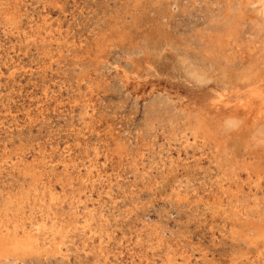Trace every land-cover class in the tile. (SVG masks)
<instances>
[{
    "label": "rangeland",
    "instance_id": "374dc122",
    "mask_svg": "<svg viewBox=\"0 0 264 264\" xmlns=\"http://www.w3.org/2000/svg\"><path fill=\"white\" fill-rule=\"evenodd\" d=\"M151 1L0 0V223L26 197L37 240L0 264H264V118L231 129L224 109L250 67L205 61L225 0ZM255 4L245 42L264 30ZM161 53L211 66L212 82L129 74Z\"/></svg>",
    "mask_w": 264,
    "mask_h": 264
},
{
    "label": "bare ground",
    "instance_id": "6f19581e",
    "mask_svg": "<svg viewBox=\"0 0 264 264\" xmlns=\"http://www.w3.org/2000/svg\"><path fill=\"white\" fill-rule=\"evenodd\" d=\"M151 1V0H150ZM162 1V0H161ZM160 1V3H161ZM168 0H166L167 2ZM183 1V0H182ZM209 1V0H208ZM220 1V0H219ZM250 1H252L254 4L255 3H260L258 4L262 9H261V12L264 10V0H225V6H224V9L225 12L224 14L222 15L223 17V20L224 22H222L220 25H222V30H221L219 33L220 35H218L217 37L214 38V40H212V38L210 39L207 35L206 37H208L212 43V51L211 53H209V56L208 58L205 59V61H208V65L210 64L213 68H220L222 65V63H224L227 67V70L228 68H230V65H232L231 67L233 68H236L237 66H239L237 63H236V60H238L240 57V59L246 64L245 67L249 66L250 69H249V72L245 73L244 71L248 68H244L240 67V69H245L243 71H240V72H243L244 75H239L241 76L242 80L245 81V85L243 88V94L239 95L238 96H242L243 95V99L240 101L239 104H234V106L232 107L231 105H228L229 107L227 108H224L226 109V115L228 118L226 120V122L228 123V126L230 127L231 125L234 126V128H237L236 126H239L240 124H244L245 128H249V126H252L250 124H252L253 122L255 121H259L261 119L264 118V30H261L260 29V32H261V35L259 36L258 39H254V38H251L249 39V37H247L249 40H247L246 42L243 40V37L242 36L243 34L242 31H243V22L246 21V15H245V9L246 7L249 5ZM129 2V1H128ZM185 2V1H183ZM188 2V1H187ZM198 2V1H197ZM152 3V1H151ZM158 3V2H156ZM155 3V4H156ZM189 3V2H188ZM192 3V2H190ZM220 3V2H219ZM148 4H150L148 2ZM147 4V5H148ZM166 4V3H165ZM182 4V3H181ZM180 4V5H181ZM184 4V3H183ZM197 4V3H196ZM160 5V4H159ZM164 5V3H163ZM207 5V4H206ZM220 5V4H219ZM256 5V4H255ZM8 6V5H7ZM130 6V5H129ZM150 6V5H149ZM148 6V7H149ZM153 6V5H152ZM151 6V7H152ZM156 6V5H155ZM173 6V5H172ZM179 6V5H178ZM209 6V5H208ZM257 6V5H256ZM135 7V6H134ZM160 7V6H158ZM180 7V6H179ZM178 7V8H179ZM6 8V7H5ZM11 8V7H10ZM146 8V6H145ZM154 8V7H153ZM165 7H163L164 9ZM213 8V7H211ZM141 9V8H140ZM156 9V8H155ZM161 8V10H163ZM1 10V9H0ZM132 10V9H131ZM143 10H145L143 8ZM159 10V11H161ZM187 10V9H186ZM215 10V9H214ZM146 11V10H145ZM154 11V9H153ZM156 11V10H155ZM167 11V9H166ZM183 11H185L183 9ZM211 11V10H210ZM138 12V11H137ZM148 12V11H147ZM157 12V11H156ZM169 11H167L168 13ZM186 12V11H185ZM260 12V11H258ZM11 13V12H10ZM119 13V12H118ZM126 13V12H125ZM133 13V12H132ZM145 13V12H144ZM143 13V14H144ZM153 13V12H152ZM151 13V15H152ZM162 13V12H161ZM164 13V12H163ZM219 13V12H218ZM14 14V13H13ZM11 14V15H13ZM128 14V13H127ZM150 14V13H149ZM154 14V13H153ZM160 14V13H159ZM260 14V13H259ZM262 14H264V12H262ZM163 15V14H161ZM168 14H165V16H167ZM170 15V14H169ZM117 16V15H116ZM130 16V15H129ZM133 16V14H132ZM138 16V15H137ZM137 16H134L135 18H137ZM145 16V15H144ZM143 16V17H144ZM156 16H158L156 14ZM216 16V15H215ZM264 16V15H263ZM111 17V16H110ZM124 17V16H123ZM151 18V16H149ZM148 17V18H149ZM162 17V16H161ZM172 17V16H171ZM170 17V18H171ZM219 17V16H218ZM221 17V18H222ZM12 20L14 17H11ZM112 18V17H111ZM133 18V17H132ZM141 18V17H140ZM145 18V19H144ZM143 18V21H145L147 18V16H145ZM149 18V20H150ZM165 18V17H164ZM168 17H166L167 19ZM8 19V18H7ZM9 19H10V15H9ZM114 19V18H113ZM152 19V18H151ZM154 19V18H153ZM252 19V18H251ZM124 20V19H123ZM135 20V19H134ZM138 20V19H137ZM162 20V19H161ZM253 20V19H252ZM107 21V20H106ZM132 21V20H131ZM142 21V22H143ZM155 21V20H154ZM218 21V20H217ZM248 21V20H247ZM115 22V21H114ZM120 22V21H119ZM125 22V21H124ZM123 22V23H124ZM128 22V21H127ZM139 22V21H138ZM141 22V20H140ZM141 22V23H142ZM215 22V21H214ZM108 23V22H107ZM109 23H111L109 21ZM122 23V22H121ZM126 23V22H125ZM134 23L136 24V22L134 21ZM248 23V22H247ZM127 24V23H126ZM145 25V23H144ZM212 25V24H211ZM263 25V23H262ZM208 26V25H207ZM254 26V25H253ZM136 27H138L136 25ZM146 27V26H145ZM213 27V26H212ZM221 26H219L220 28ZM29 28V27H28ZM117 28V27H116ZM130 28V27H129ZM142 28V27H141ZM211 27H209L210 29ZM218 28V26H217ZM250 28V27H249ZM253 28V27H252ZM111 29V27H110ZM144 29V28H143ZM142 29V31H143ZM212 29V28H211ZM263 29V28H262ZM114 30V29H113ZM128 30V29H127ZM130 30V29H129ZM140 29H138L139 31ZM208 30V29H207ZM218 30V31H219ZM251 29H249L250 31ZM32 31V30H31ZM107 31V30H106ZM111 31V30H109ZM108 31V32H109ZM141 31V32H142ZM152 31V30H151ZM209 31V30H208ZM217 31V32H218ZM245 31H248V29H246ZM248 31V32H249ZM121 32V31H120ZM129 33V32H128ZM131 33V32H130ZM133 33V32H132ZM218 33V34H219ZM245 33V32H243ZM104 34V33H103ZM205 34V33H204ZM213 34V33H212ZM211 34V35H212ZM250 34V33H249ZM36 35V34H35ZM209 36H211L209 33H208ZM251 35H253L251 33ZM107 36V35H106ZM113 36V35H112ZM108 37V36H107ZM127 37V36H126ZM110 38V37H109ZM115 39V38H114ZM206 39V38H204ZM107 40V39H105ZM104 40V41H105ZM152 40V39H151ZM202 41V40H201ZM160 42V41H159ZM206 42V41H205ZM121 43V42H120ZM203 43V42H202ZM209 43V42H208ZM205 44V43H204ZM208 45V44H207ZM152 47V46H151ZM167 47V46H166ZM210 47V46H209ZM168 48H169V45H168ZM171 48V47H170ZM207 48V46H206ZM205 49V48H204ZM164 50V49H163ZM172 51V48L170 49ZM168 51V50H166ZM165 50L163 52H166ZM177 52L176 51V55H177ZM209 52V51H208ZM168 53V52H167ZM166 53V54H167ZM173 53V52H172ZM202 53H205V52H202ZM171 54V52L169 53ZM179 54V53H178ZM160 55V54H159ZM162 55V53H161ZM164 55V54H163ZM162 55V59H158V60H155L154 58H145L142 59L139 64L135 67L132 68L131 70V73L129 74H133L134 76H136L137 79L140 80H147L148 78H157V77H167V78H170L172 80H179L183 83H186V84H191V85H194L196 87L198 86H202V85H206L208 84L211 79H212V76L210 77L208 72H210L208 70L209 67L211 66H208L207 70H204V71H199V69L196 70V67L195 69H193L192 67H190L191 65L195 64V63H191L192 61H190V63L187 64V60H183V59H169L168 56H165L163 57ZM181 55V54H180ZM203 54H201L202 56ZM153 56V55H151ZM205 56V55H204ZM149 57V56H148ZM154 57V56H153ZM159 57V56H158ZM161 57V56H160ZM239 57V58H238ZM141 58V57H140ZM181 58V57H179ZM201 58V57H200ZM157 59V58H156ZM185 59V58H184ZM204 59V58H203ZM202 59V61H203ZM197 60V59H196ZM199 61V60H198ZM189 62V61H188ZM194 62V61H193ZM196 62V61H195ZM200 63V62H199ZM230 64V65H229ZM242 64V63H240ZM243 64V66L245 65ZM8 65V64H7ZM198 65V64H197ZM202 65H206V63H202ZM198 68V67H197ZM200 69L202 67H199ZM206 68V67H205ZM204 68V69H205ZM210 69V68H209ZM220 70V69H219ZM224 70V69H223ZM236 70V69H235ZM239 70V69H238ZM215 71V70H214ZM213 72V71H212ZM211 72V74H212ZM216 72V71H215ZM220 72V71H219ZM222 72V71H221ZM226 72V71H225ZM233 72V70H232ZM223 73V72H222ZM228 73V71H227ZM236 75H237V72H235ZM208 74V75H207ZM226 74V73H225ZM231 74V72H230ZM229 74V75H230ZM239 74V72H238ZM228 75V76H229ZM232 75V74H231ZM233 75L234 72H233ZM222 76V75H221ZM226 76V75H225ZM236 77V76H235ZM221 78V77H220ZM231 78V77H230ZM238 78V77H237ZM245 78V79H244ZM127 79V78H126ZM215 79V78H214ZM131 80V79H130ZM220 80V79H219ZM233 80H236L233 78ZM232 80V82H233ZM240 78H238V80L236 81H239ZM128 81V80H127ZM218 81V80H217ZM243 81L238 84V87L241 88L243 85ZM212 82V81H211ZM216 82V80H215ZM220 82V81H218ZM127 83V82H126ZM131 83V81H130ZM227 83V82H226ZM224 84V83H223ZM91 85V84H90ZM129 85V84H128ZM209 85V84H208ZM240 85V86H239ZM92 86V85H91ZM223 86V85H222ZM221 86V87H222ZM238 88V89H239ZM237 89V87L235 88ZM90 90V89H89ZM222 90V89H221ZM226 91V90H225ZM238 91V90H237ZM92 93V92H91ZM222 93V92H221ZM219 91H216L215 92V95H214V98L215 100L214 101H211V104L210 106H213V108L215 109H220L221 107H225V102L223 100V96L224 94L222 95ZM229 93V92H228ZM233 93V91H232ZM238 93V92H237ZM214 94V92H213ZM230 94V93H229ZM231 95V94H230ZM229 95V96H230ZM235 95V94H234ZM181 97V96H180ZM225 97V96H224ZM227 97V95H226ZM179 98V97H178ZM229 98V97H228ZM228 98L226 100H228ZM180 99V98H179ZM179 99L177 101H179ZM213 99V98H212ZM236 99V97H235ZM229 101V100H228ZM189 102V101H188ZM233 102V101H232ZM236 102V101H235ZM183 103V102H182ZM231 103V102H230ZM186 104V103H185ZM222 105V106H221ZM193 106V105H192ZM190 107V106H189ZM208 107V106H207ZM197 108V107H196ZM211 108V107H210ZM190 109V108H189ZM198 109V108H197ZM209 109V108H208ZM193 110V109H192ZM213 110V109H212ZM221 110V109H220ZM203 111V110H202ZM194 112V111H193ZM200 112V111H199ZM221 112V111H220ZM223 112V111H222ZM214 113V112H213ZM212 114V113H211ZM222 116V115H221ZM202 120V119H201ZM35 122V121H34ZM200 122V120H199ZM204 122V121H203ZM225 122V123H226ZM260 122V121H259ZM210 123V122H209ZM222 122H220L221 124ZM229 123L231 125H229ZM261 123V122H260ZM202 124V123H201ZM201 126V125H200ZM208 126V124L206 125ZM227 126V124H226ZM242 126V127H244ZM254 126V125H253ZM259 126V125H258ZM202 127V126H201ZM204 127V126H203ZM200 128V127H199ZM232 129V127H230ZM241 128V126H240ZM244 128V129H245ZM257 128V127H256ZM238 130L240 131V129L238 128ZM237 131V130H236ZM238 131V132H239ZM244 131V130H243ZM262 131V130H261ZM260 131V132H261ZM193 132V130H192ZM195 132V131H194ZM250 130L248 131V134H249ZM213 134V133H212ZM244 134V133H242ZM242 134H239V135H242ZM260 134V133H259ZM252 138V135L251 133L249 134ZM256 135V134H255ZM248 136V135H247ZM246 136V137H247ZM249 136V137H250ZM259 136V135H258ZM264 136V135H263ZM248 138V137H247ZM246 138V139H247ZM245 139V138H244ZM254 140V139H253ZM259 140V139H258ZM264 140V139H262ZM257 141V140H256ZM260 141V140H259ZM241 142V141H240ZM243 142V140H242ZM241 142V143H242ZM255 142V141H254ZM244 143V142H243ZM242 143V145H244ZM248 144V142H247ZM246 145V144H245ZM255 144H253L252 146H254ZM249 146V145H248ZM255 148V147H254ZM116 151V150H115ZM113 153V152H112ZM247 153V152H246ZM245 153V155H246ZM248 153H249V150H248ZM228 154V153H227ZM235 154V152H234ZM233 154V155H234ZM114 156V154H111ZM231 155V154H230ZM228 155V156H230ZM249 155V154H248ZM255 155V154H254ZM121 156V155H120ZM242 156V155H240ZM251 156V155H250ZM258 156V155H257ZM232 157V156H231ZM243 157V156H242ZM253 157V156H251ZM238 158V157H237ZM244 158V157H243ZM249 158V157H248ZM262 158V157H261ZM35 159V158H34ZM246 159V158H245ZM253 159V158H252ZM259 159V158H258ZM51 160V159H50ZM234 160V159H233ZM232 160V161H233ZM250 160V159H249ZM52 161V160H51ZM231 161V159H230ZM255 161V160H252V162ZM245 162V161H244ZM256 162V161H255ZM254 162V163H255ZM264 163V161H262ZM24 163V162H23ZM240 163V162H239ZM51 164V163H50ZM229 164V163H228ZM234 164V163H232ZM241 164V163H240ZM252 164V163H251ZM39 165V164H38ZM250 165V164H249ZM234 166V165H233ZM248 166V165H247ZM35 167V166H34ZM252 167V166H251ZM24 168H27V167H24ZM30 168V167H29ZM66 167H64L65 169ZM91 168V167H90ZM230 168V166H229ZM240 168V167H239ZM248 168V167H247ZM256 168V167H254ZM253 168V169H254ZM260 168V167H259ZM262 168V166H261ZM53 169V168H52ZM231 169V168H230ZM234 169V168H233ZM250 169V168H248ZM247 169V170H248ZM263 169V168H262ZM46 170V169H45ZM264 170V169H263ZM23 171V170H22ZM56 171V170H55ZM223 171V170H222ZM228 171V170H227ZM260 171V170H259ZM230 172V171H229ZM253 172V171H252ZM255 172V170H254ZM52 173V171H51ZM68 173V171H67ZM234 173V171H233ZM232 173V175L234 176V174ZM251 173V172H250ZM39 174V173H38ZM47 174V172H46ZM44 175V174H43ZM248 175V174H247ZM250 175V174H249ZM248 175V176H249ZM254 175V173H253ZM258 175V174H257ZM29 176V175H28ZM260 176V175H259ZM27 177V176H25ZM55 177V176H54ZM250 177V176H249ZM32 179V178H31ZM55 179V178H54ZM57 179V178H56ZM258 179V178H257ZM262 179V178H261ZM264 179V178H263ZM34 180V178H33ZM37 180V179H36ZM35 180V181H36ZM34 183V182H33ZM37 183V182H36ZM69 182H67L68 184ZM260 183V182H259ZM258 184V183H257ZM34 185V184H33ZM261 185V184H260ZM45 186V185H44ZM66 186V185H65ZM71 186V185H70ZM24 187V186H23ZM35 187V186H34ZM31 188V186H30ZM51 188V187H50ZM23 189V188H22ZM24 190V189H23ZM54 192V191H53ZM52 194V193H51ZM11 196V195H10ZM53 196V195H52ZM56 196V195H55ZM67 196V195H66ZM36 197V196H35ZM9 198V196H8ZM11 198V197H10ZM29 198V197H28ZM24 199H27L26 197L25 198H16L15 200L16 201V209L14 210V213H16L14 215L13 218H11L12 220H8L6 221L7 223H0V257H8V256H13V257H17V256H20L23 254V252H28L29 250H31L33 248V246L35 244H37V240L35 239V237L29 232L27 231L26 229H24V222H25V218L26 217H23V208L21 209L19 207V205H21L22 203H24ZM45 199V198H44ZM52 199V197H51ZM59 199V197H58ZM38 199H35V201H37ZM65 201V199H63ZM28 201V200H27ZM59 201V200H58ZM57 201V202H58ZM30 202V201H29ZM41 202V201H40ZM82 202V201H81ZM15 203V202H14ZM80 203V202H79ZM42 204V203H41ZM58 204V203H57ZM75 204V202H74ZM47 205V204H46ZM50 207V206H49ZM54 207V206H53ZM73 207V206H72ZM78 207V206H77ZM50 209V208H49ZM78 209V208H77ZM6 210V209H5ZM3 212V211H2ZM91 212V211H90ZM1 214V213H0ZM6 214V213H4ZM9 215V214H8ZM1 216V215H0ZM21 216V217H20ZM93 217V216H92ZM10 218V217H9ZM237 218V217H236ZM44 219V218H43ZM49 219H51V217H49ZM46 220V219H45ZM43 221V220H42ZM88 221V220H87ZM91 221V220H90ZM260 221V220H259ZM78 224V223H77ZM40 225V224H39ZM26 226V225H25ZM263 227V226H262ZM88 228V227H87ZM84 227V229H87ZM90 228V227H89ZM37 232L39 233L40 231V228L37 226ZM52 230V229H51ZM263 230V229H262ZM68 231V230H67ZM78 231V230H77ZM257 231V230H256ZM70 232V231H69ZM43 233V232H42ZM54 233V232H52ZM45 234V233H43ZM40 235V234H38ZM51 235V233H50ZM54 235V234H53ZM254 235V234H253ZM54 237V236H53ZM107 237V236H106ZM45 238V237H43ZM48 238V237H47ZM88 238V237H87ZM42 239V238H41ZM44 241V240H43ZM46 241V239H45ZM48 241H49V238H48ZM52 241V240H51ZM53 241L54 238H53ZM65 241V240H64ZM47 242V241H46ZM46 242H44L46 244ZM62 243V242H61ZM262 242H260L261 244ZM65 244V243H63ZM44 245V244H43ZM36 246V245H35ZM42 250V249H41ZM46 251V250H45ZM53 251V250H52ZM58 251V250H57ZM56 251V252H57ZM44 253V252H43ZM60 253V252H59ZM33 255V254H32ZM50 255V254H49ZM99 255V254H98ZM43 256V255H42Z\"/></svg>",
    "mask_w": 264,
    "mask_h": 264
}]
</instances>
